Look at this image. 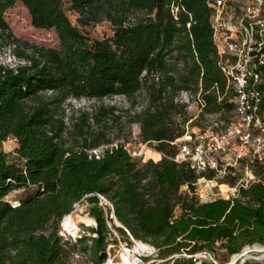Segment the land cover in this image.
Returning a JSON list of instances; mask_svg holds the SVG:
<instances>
[{"label": "trees", "instance_id": "16d2710c", "mask_svg": "<svg viewBox=\"0 0 264 264\" xmlns=\"http://www.w3.org/2000/svg\"><path fill=\"white\" fill-rule=\"evenodd\" d=\"M17 1L34 27L56 31L59 47L27 46L29 54L18 53L30 64L17 72L0 67V142L13 136L22 162H10L0 150V264H69L59 220L84 198L95 226L78 242L92 264L106 259L111 228L128 242L127 231L151 243L159 258L191 255L163 264H214L196 263L193 255L214 252L216 242L227 255L264 245L262 166L255 171L260 180L238 187L234 196L199 202L194 194L199 173L170 158L177 150L170 142L183 132L179 122L188 119L185 104L174 100L178 91H200L202 117L231 113L234 107L217 65L207 0H66L78 25H111L112 34L101 39H89L71 23L64 0H0V31L7 36L3 14ZM141 90L148 102L133 118L142 140L156 143L159 161L131 156L122 144L96 157L88 149L106 141L103 131L78 147L61 140L56 113L69 98L132 99ZM110 109L114 114L115 106ZM32 185L36 190L18 205L4 199L9 191ZM98 194L111 207L100 205Z\"/></svg>", "mask_w": 264, "mask_h": 264}, {"label": "rangeland", "instance_id": "374dc122", "mask_svg": "<svg viewBox=\"0 0 264 264\" xmlns=\"http://www.w3.org/2000/svg\"><path fill=\"white\" fill-rule=\"evenodd\" d=\"M245 1L246 0L233 1L232 6L234 7L235 19L240 16L241 6H243ZM64 6L71 23L77 25L79 30L89 39H101L112 34V27L107 21L91 23L87 26L78 25L76 22V14L68 8L69 3L66 0H64ZM3 16L9 27L11 36H7L6 33L0 31V64H7L10 61L9 59L12 58L11 55L14 54L17 57L26 58L27 55H20L18 52L29 54L30 47L27 46L30 45L52 48L59 47V39L56 31L53 28L46 29L34 27L31 24V18L27 8L21 2L17 1L13 6L7 8ZM262 91L264 96V77L262 81ZM48 94L49 93H47V95ZM147 102L148 98L145 90L139 91L136 97L132 99L120 95L107 96L99 100L91 98H69L62 104L60 111L56 113V118L62 120V123L59 125L60 129L58 128L57 121L55 126L56 129L58 128L61 131V140L68 146L78 147L84 138L87 139V142H92V140L103 131L106 141L101 142L95 147H90L88 152L93 154V150L103 145L122 143L130 152L136 153V155L132 156L139 157L143 161L151 159L157 162L161 159L162 153L155 149V142H144L142 140L140 124L133 118V114L139 112L142 107L146 106ZM112 106L116 108L114 114L111 113L110 107ZM186 110L187 117H189V115L193 116L196 112L195 104L187 107ZM214 116L221 119H233L232 113H217ZM207 119H209L208 116H203L198 124L196 122L191 127L195 130L197 127L203 128L207 124ZM16 147L17 140L13 136H9L7 139L0 142V150L9 154L8 160L21 166L22 162L14 151ZM236 149V146L232 145L224 155L230 160ZM152 151L159 154L158 158L148 156L152 154ZM250 159L248 158L247 162H249ZM253 163L254 170H259L260 165L255 161H253ZM245 164V161L236 163L235 166L232 167L229 175L220 176L217 172H203L201 173L203 174L202 176L198 174L194 182V194L197 200L199 202H206L218 197L230 198L237 190L235 183H237L238 178L244 175L243 168ZM204 173H207V175H204ZM221 186L225 187L221 188ZM34 190H36V187L33 185L29 188L20 187L9 191L4 196V199L10 203L12 201H17L19 203L24 196ZM186 190H188L186 185L181 186L180 191L185 192ZM98 197L100 205L103 207H111V203L106 197L101 194H98ZM89 206L90 203L84 198L76 202L71 211L63 215L59 220L58 233L63 237V240L67 242L63 255L69 264H92L91 256L82 250V246L78 242L81 235L90 234L87 228L95 226V220L88 213ZM66 215H72L76 222V228L73 232L65 229L62 224ZM82 218H90L92 221H86ZM114 223L119 226L117 220H114ZM111 231L112 235L109 237L110 243L106 246V259L101 264H105L109 262V260H113L114 263L120 262L121 254L126 251L129 252V258L134 260L136 264H163L165 263L164 260L169 258L172 259V257L179 255L191 256L182 252V254L168 256L166 259L159 258L158 249L151 243L144 241L142 242L149 245L151 249H140V251H135L138 239L129 236L130 242H128L116 230L111 228ZM114 238L116 239V243L112 241ZM256 245L261 246L259 244ZM254 246L255 245L244 246L240 252H238V257H236V253L227 255L225 250L221 248L220 243L216 242L214 252L202 251L196 253V263H200L203 259L211 261L214 264H243L244 262H247V264H264V257H261L264 252L257 251ZM245 250L246 252L243 253ZM168 264H171V262Z\"/></svg>", "mask_w": 264, "mask_h": 264}, {"label": "built area", "instance_id": "2783aa9c", "mask_svg": "<svg viewBox=\"0 0 264 264\" xmlns=\"http://www.w3.org/2000/svg\"><path fill=\"white\" fill-rule=\"evenodd\" d=\"M233 1L207 0L211 9L210 22L217 65L226 79L225 89H231L233 93L229 98L234 104L231 111L233 119H221L215 114L205 115L209 117L207 126L193 129L191 126L194 121L199 123L204 107L200 91H178L174 100L185 104V108L195 104L196 112L193 116L189 115L185 123L179 122L183 132L170 142L177 148L170 158L177 163H189L199 174L217 172L220 176L229 175L236 163L245 161L244 175L235 183L238 188L260 180L259 175L255 174L253 161L264 168V0H246L237 19ZM177 9L174 6L173 12ZM11 56L10 61L0 64V67L17 72L19 67L30 64L28 58H20L15 54ZM118 145H103L93 150V154L99 157L105 149ZM232 145L237 149L229 160L224 153ZM122 146L131 156L136 155L124 144ZM248 158L250 163L247 162ZM11 204L16 206L18 202L12 201ZM196 256H193V260Z\"/></svg>", "mask_w": 264, "mask_h": 264}, {"label": "bare ground", "instance_id": "6f19581e", "mask_svg": "<svg viewBox=\"0 0 264 264\" xmlns=\"http://www.w3.org/2000/svg\"><path fill=\"white\" fill-rule=\"evenodd\" d=\"M149 157H153V158H158L159 154L157 152L152 151V154L148 155ZM85 219L86 221H92V219L90 218H82ZM86 223V222H85ZM63 226L65 227V229H67L70 232H73L74 229L76 228V222L74 220V218L72 217V215H66L63 219ZM254 247H256L255 249L257 251H261L264 252V246H257L255 245ZM140 249H146V250H150L151 247L149 245H147L146 243L142 242V241H137L136 242V246H135V251H140ZM245 251H243V253H245ZM236 257H238V255H236ZM261 257H264V253L261 255ZM121 261L114 263L113 260H109V262L105 263V264H136L134 260H131L129 258V252H123L121 254Z\"/></svg>", "mask_w": 264, "mask_h": 264}, {"label": "water", "instance_id": "95a60500", "mask_svg": "<svg viewBox=\"0 0 264 264\" xmlns=\"http://www.w3.org/2000/svg\"><path fill=\"white\" fill-rule=\"evenodd\" d=\"M119 226H121L120 223H119ZM121 227H122V226H121ZM253 245H256V244H253ZM259 245H260V244H259ZM261 246H264V245H261ZM236 255H238V253H236Z\"/></svg>", "mask_w": 264, "mask_h": 264}]
</instances>
